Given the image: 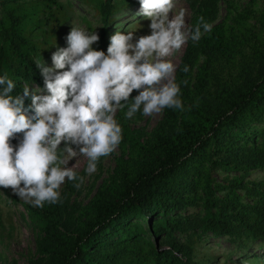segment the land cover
Masks as SVG:
<instances>
[{"label": "trees", "instance_id": "trees-1", "mask_svg": "<svg viewBox=\"0 0 264 264\" xmlns=\"http://www.w3.org/2000/svg\"><path fill=\"white\" fill-rule=\"evenodd\" d=\"M80 1L98 15L101 31L83 22L107 55L111 25L139 0ZM185 1L191 29L201 16L213 27L198 42L188 39L175 72L183 111L164 108L148 133L132 128L127 106L120 109L116 166L91 200H74L79 188L68 181L58 203L25 205L38 232L30 264H214L203 250L211 238L234 244L239 257L228 264H264V6L258 12L253 0L240 11L228 2L220 22L222 0ZM72 17L69 1L0 0V77L16 84L12 96H23L24 84L48 94L35 63L53 67ZM30 106L31 96L24 98ZM113 155L100 158V173ZM255 172L263 176L250 180ZM255 247L263 253L251 254Z\"/></svg>", "mask_w": 264, "mask_h": 264}, {"label": "clouds", "instance_id": "clouds-1", "mask_svg": "<svg viewBox=\"0 0 264 264\" xmlns=\"http://www.w3.org/2000/svg\"><path fill=\"white\" fill-rule=\"evenodd\" d=\"M139 4L137 15L151 21V34L131 43L132 31L122 34L117 30L110 37L107 55L92 48L99 41L98 34L73 21L67 48L52 54L53 67H47L42 59L35 63L47 95L36 94L40 89L30 92L24 84L23 96L14 97L11 93L16 84L7 75L0 77V85L5 86L0 90V187L11 188L33 207L56 204L66 179L77 189L84 183L76 165L67 167L71 159L87 157L85 172L91 175L100 158L119 146L122 127L115 118L118 110L127 106L129 119L137 112L147 117L164 108L183 111L175 66L165 58L188 39L200 41L213 26L201 16L189 32L182 31L184 9L169 19L174 0H139ZM182 70L190 71L187 65ZM134 90L138 95L126 104ZM29 96L31 106L26 110L24 98ZM17 133L23 136L14 147L10 140ZM62 142L65 147L60 149Z\"/></svg>", "mask_w": 264, "mask_h": 264}, {"label": "rangeland", "instance_id": "rangeland-1", "mask_svg": "<svg viewBox=\"0 0 264 264\" xmlns=\"http://www.w3.org/2000/svg\"><path fill=\"white\" fill-rule=\"evenodd\" d=\"M64 2L69 1L72 6L73 19L70 22L68 33L71 30L72 22L75 21L76 24L84 28L87 32H92L85 21L83 22V17L87 21L92 23L95 29L101 31V24L99 23V17L96 14L93 7L86 1L82 2L80 0H62ZM234 1L238 6L239 10L242 11L246 9L251 1L253 0H222L220 5V19L223 21L228 13V2ZM258 6L255 10L258 12L262 10L264 6V0H257ZM175 8L173 13H169V19H172L173 14L178 13L181 9L185 10V27L182 31L189 32L191 29V21L193 17V12L190 6L185 0H174ZM140 4L138 6H132L131 8L125 9L123 12L118 14V18L111 25V33L115 34L117 30H120L122 34H127L128 31L133 32V40L131 43H135L139 37L147 36L151 34L150 23L151 21L143 16L137 15L140 10ZM188 41V40H187ZM67 43L65 48H67ZM187 42L181 47V49L174 51L173 54L165 59L171 61L175 66V72L180 63V60L186 49ZM92 48L96 50L95 43ZM52 63V59H51ZM64 70H68L67 68ZM62 70V71H64ZM175 75V73H174ZM39 91L37 87L34 90ZM38 95H44L41 91L36 93ZM136 95L138 91L136 90ZM119 111V110H118ZM118 111L116 115L118 114ZM164 109L159 114H153L151 116H143L141 113L134 114L131 119V126L134 129H145L146 132H152L163 117ZM18 145V144H17ZM16 145V146H17ZM77 152L78 149L74 145H71ZM15 147V146H14ZM65 147L64 142L59 146L60 149ZM116 156H110L104 160L103 163V173H100L97 169L95 173L88 175L85 172V167L87 165V157L83 155H78L77 157L71 159L67 167H75V171L78 175L84 176V183L79 188V193L75 196L74 200L79 203L87 204L92 196L95 194L97 188L102 184V182L109 177L116 166V157L119 155L120 150L116 149ZM263 176L261 172H255L250 176V180L259 179ZM218 179L222 180V175L218 176ZM68 180L61 185L60 194L66 187ZM21 186H23L21 184ZM25 205H31L20 200L16 196L11 188L0 187V219L2 221V227H0V264H30V258L37 254L36 241L38 232L31 223L30 217L26 211ZM193 210H189L192 212ZM203 250L210 253L213 257L217 258L214 264H228V261H236L239 257V253L236 252L234 244L227 239H215L211 238L207 244L204 245ZM251 254H262L263 251H259L258 248H252Z\"/></svg>", "mask_w": 264, "mask_h": 264}]
</instances>
